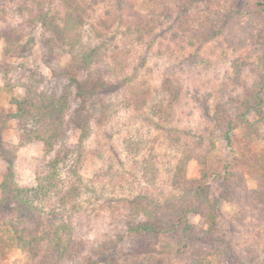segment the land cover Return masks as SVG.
<instances>
[{
	"label": "rangeland",
	"instance_id": "374dc122",
	"mask_svg": "<svg viewBox=\"0 0 264 264\" xmlns=\"http://www.w3.org/2000/svg\"><path fill=\"white\" fill-rule=\"evenodd\" d=\"M19 1L6 2L5 10L0 12V29L11 25L20 27L22 17L16 8ZM37 1L43 0H30L32 4ZM87 2L89 6L91 2V7L78 31L82 36L80 50L85 46L83 51L87 52L102 44L96 37L100 21L113 20L115 38L107 40V46L102 48L97 67L110 70L107 78L117 89L98 96L99 107L95 104L98 110L92 109L93 119L84 141L74 123L68 132L67 143L76 149L78 172L85 183L81 197L73 199L74 204L79 203L78 211L71 212V204L68 205L78 237L94 249L109 239L117 241L113 254L122 264H165L161 251L169 242L166 237L140 244L139 236L124 228L123 220L128 212L126 200L139 194L163 197L176 193L170 183L171 170L183 156L200 154L206 164L192 157L187 174L190 178H199L203 168L213 170L215 174L207 179L209 194L212 199L221 200L212 234L214 240L199 241L201 246L224 254L225 240L231 244V252L234 251L226 259L245 255L240 250L249 247L264 262V206L253 215L241 217L238 203L231 202L229 193L222 187L225 165L232 171L243 170L249 185H256V177L264 171V120L250 114L249 119L256 121L255 128L239 126L231 133L229 145L220 138L211 119L216 104L232 105L234 100L245 96L260 76L263 43L252 36L264 31L263 26L241 19L239 24L231 23L222 35L197 47L175 24L180 0H134L133 11L123 12L122 16L118 0ZM228 7L229 0H210V8L220 20ZM31 31L35 43L32 53L26 57L13 54L5 60V41L0 39V115L15 111L5 84H13L15 94L22 93L23 88L17 82L32 68L45 75L41 88L60 94L70 84L71 58L60 57L54 66L56 71H51L43 60L42 29L22 27L23 36ZM78 74L82 78L83 73ZM161 100L168 111L162 116L169 115L167 120L153 113L157 109L153 107ZM70 103L69 118L80 103L74 84ZM230 114L233 116L234 112ZM251 131L253 134L248 140L245 133ZM51 157L52 154H45L42 142L19 141L15 119L7 116L0 119V183L9 160L14 164L16 182L34 186L37 170ZM147 158L158 166L154 183L144 174ZM63 176L65 188L70 187L74 177L67 170ZM18 214L30 226L22 213L13 211L10 217L20 223L16 219ZM189 221L196 227L207 228L197 214L190 213ZM36 263L37 259L18 249L9 251L6 257L0 254V264Z\"/></svg>",
	"mask_w": 264,
	"mask_h": 264
},
{
	"label": "trees",
	"instance_id": "16d2710c",
	"mask_svg": "<svg viewBox=\"0 0 264 264\" xmlns=\"http://www.w3.org/2000/svg\"><path fill=\"white\" fill-rule=\"evenodd\" d=\"M7 1L10 0H0V12L5 10ZM133 2L134 0H118L120 16L123 12L133 11ZM89 7L91 2L89 6L87 0H43L33 4L30 0H20L16 7L22 17L20 27L11 25L0 29V39L5 41V60L13 54L19 57L30 55L35 43L34 34L31 31L23 36L22 27L34 29L39 26L42 29L41 46L45 65L51 71H56L54 66L60 57L69 56L73 62L70 84L60 94L41 88L45 75L34 68L28 74L23 73L17 82L23 88L22 93L15 94L14 85L10 82L4 86L15 111L1 114L0 119L3 116L15 119L19 141L42 142L45 154H52V157L37 170L36 184L31 187L21 186L16 182L14 164L7 160V172L0 183L2 257H6L9 251L18 249L37 259L36 264H122L113 254L117 241L109 239L96 249L89 247L87 241L76 234L68 209L71 204V212L78 211L79 203L74 204L73 199L81 197L85 184L78 172L76 149L67 143L71 124L74 123L81 130V141H84L91 127L94 114L92 109L98 110L94 108L95 104L99 107L98 96L117 89L115 83L107 78L110 70L97 67L102 58V48L107 46V40L115 38L116 32L112 31L113 20L104 18L100 21L101 26L96 30V37L102 44L95 45L87 52L83 51L85 46L80 50L82 36L78 31ZM176 13L174 20L177 29L188 36L192 43H196L197 47L228 31L231 23L239 24L245 19L253 25L263 26L264 29V0H229V7L221 20L217 12L210 8V0H180ZM231 31L233 32V28ZM253 37L263 43L260 58L262 65L258 70L260 76L255 79L245 96L234 100L232 105L216 104L211 117L218 135L229 145L231 133L239 126L244 125L250 130L255 128L256 121L249 119L250 114H255L257 120H264V31ZM236 65L239 66L238 63ZM237 71L240 72L239 69ZM79 72L83 73L82 78L78 76ZM73 84L80 103L69 118ZM162 101L153 107L157 108L153 110L154 114L162 116L168 112L163 108ZM232 111L233 116L230 114ZM168 116L162 118L167 120ZM252 134V131L245 133V137L250 140ZM192 157H196L202 165L206 164L200 154L183 156L170 172V183L176 193L163 197L139 194L126 200L125 207L128 212L123 220L126 231L139 236L140 244L166 237L169 242L161 251L165 264H264L249 247L240 250L245 255L236 254L233 259H226L234 251L231 252L232 246L225 240L224 254L201 246L199 241L214 240L212 234L216 229L221 200L212 199L209 194L207 179L215 174L213 170L205 167L199 178L188 176V162ZM143 165L145 176L154 183L158 174L157 163L147 158ZM66 170L74 177L68 188H65L63 176ZM222 175V187L229 193L228 199L238 203L241 217L253 215L255 210L264 206V171L256 177L254 187L249 185L241 169L232 171L225 165ZM13 211L24 214L31 223L30 226L25 224L19 214L16 219L21 224L10 217ZM190 213L199 215L207 228L192 225L189 221Z\"/></svg>",
	"mask_w": 264,
	"mask_h": 264
}]
</instances>
